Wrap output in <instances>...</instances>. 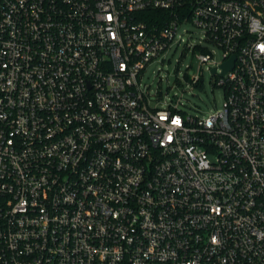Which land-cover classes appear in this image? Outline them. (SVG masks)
Returning <instances> with one entry per match:
<instances>
[{
	"label": "built area",
	"instance_id": "1",
	"mask_svg": "<svg viewBox=\"0 0 264 264\" xmlns=\"http://www.w3.org/2000/svg\"><path fill=\"white\" fill-rule=\"evenodd\" d=\"M186 23L208 116L142 83ZM0 264H264V0H0Z\"/></svg>",
	"mask_w": 264,
	"mask_h": 264
},
{
	"label": "rangeland",
	"instance_id": "2",
	"mask_svg": "<svg viewBox=\"0 0 264 264\" xmlns=\"http://www.w3.org/2000/svg\"><path fill=\"white\" fill-rule=\"evenodd\" d=\"M202 43L213 49L214 59H220L222 50L203 37L201 30L193 23L180 27L170 47L151 62L142 77L143 85L157 103V94L165 100L173 99L187 114L208 116L222 107L223 90L216 85L218 76L213 75L208 64L204 65L198 85L191 82L197 72L193 65L194 52L187 46ZM160 105V103L158 102Z\"/></svg>",
	"mask_w": 264,
	"mask_h": 264
},
{
	"label": "water",
	"instance_id": "3",
	"mask_svg": "<svg viewBox=\"0 0 264 264\" xmlns=\"http://www.w3.org/2000/svg\"><path fill=\"white\" fill-rule=\"evenodd\" d=\"M234 59H235V56H233L230 60H228L227 62H225L223 64V69H224V72L225 73L228 69H230L231 67H233V63H234ZM216 71V68H213V72Z\"/></svg>",
	"mask_w": 264,
	"mask_h": 264
}]
</instances>
